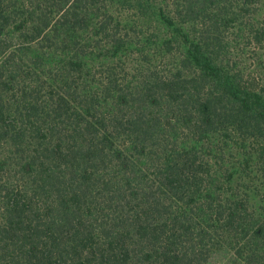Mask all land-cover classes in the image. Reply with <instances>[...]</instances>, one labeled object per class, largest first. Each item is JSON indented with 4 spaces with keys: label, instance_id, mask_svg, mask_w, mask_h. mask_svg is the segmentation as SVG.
Returning <instances> with one entry per match:
<instances>
[{
    "label": "trees",
    "instance_id": "obj_1",
    "mask_svg": "<svg viewBox=\"0 0 264 264\" xmlns=\"http://www.w3.org/2000/svg\"><path fill=\"white\" fill-rule=\"evenodd\" d=\"M263 6L0 0V264H264Z\"/></svg>",
    "mask_w": 264,
    "mask_h": 264
},
{
    "label": "rangeland",
    "instance_id": "obj_2",
    "mask_svg": "<svg viewBox=\"0 0 264 264\" xmlns=\"http://www.w3.org/2000/svg\"><path fill=\"white\" fill-rule=\"evenodd\" d=\"M262 21H264V6H263V16ZM252 51L250 49L244 50L245 57V66L250 72H253L256 78L262 83V87L264 88V51L260 54L255 55L254 53L251 54ZM248 61V62H247ZM257 169V167H256ZM221 254L217 256V260L214 264H221V259L225 261L229 260L230 252L228 250L220 252Z\"/></svg>",
    "mask_w": 264,
    "mask_h": 264
}]
</instances>
